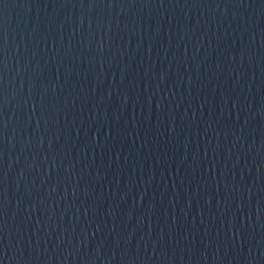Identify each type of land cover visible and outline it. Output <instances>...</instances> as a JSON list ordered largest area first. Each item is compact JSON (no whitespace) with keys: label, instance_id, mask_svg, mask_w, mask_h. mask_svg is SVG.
I'll list each match as a JSON object with an SVG mask.
<instances>
[{"label":"water","instance_id":"1","mask_svg":"<svg viewBox=\"0 0 264 264\" xmlns=\"http://www.w3.org/2000/svg\"><path fill=\"white\" fill-rule=\"evenodd\" d=\"M0 264H264V0H0Z\"/></svg>","mask_w":264,"mask_h":264}]
</instances>
